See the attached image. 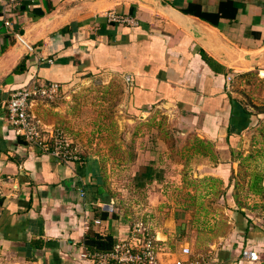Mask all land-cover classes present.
I'll return each instance as SVG.
<instances>
[{
	"label": "crops",
	"instance_id": "crops-1",
	"mask_svg": "<svg viewBox=\"0 0 264 264\" xmlns=\"http://www.w3.org/2000/svg\"><path fill=\"white\" fill-rule=\"evenodd\" d=\"M110 13L127 21L110 19ZM252 72L264 77V0H0V264H98L82 256L87 232L110 234L118 242L134 231L102 185L96 153L102 148L84 142L87 128L78 113L92 112V106L81 105V98L78 105L43 98L31 103L36 122L62 128L76 145L81 159L70 163L30 145L7 123L11 93L30 81L61 84L58 97L99 82L92 85L102 95L110 87V110L124 107L128 117L143 122L157 110L174 111L188 128L183 134L196 138L190 154L206 156L211 175L227 172L233 161L259 164L238 195L255 205L243 204L244 214L231 211L236 227L224 250L206 261L264 264V113L252 112L234 92L241 76ZM121 89L125 95H118ZM149 130L143 125V134ZM140 145L141 161L133 145L130 164L156 165L159 174L148 181H164L163 152ZM110 202L112 210L105 209ZM156 248L159 259L169 255L157 242ZM243 249L257 259L243 256ZM175 256L187 257L182 249Z\"/></svg>",
	"mask_w": 264,
	"mask_h": 264
},
{
	"label": "rangeland",
	"instance_id": "rangeland-1",
	"mask_svg": "<svg viewBox=\"0 0 264 264\" xmlns=\"http://www.w3.org/2000/svg\"><path fill=\"white\" fill-rule=\"evenodd\" d=\"M241 77V83L234 87L235 95L250 105L252 112L264 113V77L259 72ZM94 83L101 86L99 82H87L83 89L74 91L75 88H69L53 100H73L78 105L77 100L81 98V105L92 106V112L90 108L86 113H78L81 118L77 121L87 128L83 135L84 142L102 148L96 151L101 157L102 185L111 195H115L121 215L134 228L137 224L145 227L148 235L155 238L158 248L169 253L160 254L162 264L175 262L176 253L188 246L198 258L208 260L217 256L225 248V237L229 236L231 228L237 224L234 219L236 213L231 211L242 212L240 208L246 202L251 208L255 205L252 199L245 200L238 198V195L242 187L244 191L247 189L249 173L260 168V165L251 164L250 161H233L227 172L221 168L216 170L217 175L215 171V175H211L212 165L207 162V157L190 154L196 138L183 134L188 128L181 125L174 116V111L165 108L157 110L149 121L136 120L128 117L124 107L110 110V87L103 89L102 95L101 90L92 85ZM95 94L99 96L93 98ZM121 94L125 95V89H121L118 95ZM113 95L115 96L114 93ZM106 102L108 107L101 113L97 111ZM72 106L74 105L69 110L76 115L78 110H72ZM93 106H96V111ZM146 124L150 128L148 136L143 134V125ZM160 132L161 138L158 135ZM144 142L155 145V151L164 154L161 164L166 177L162 182L148 181L159 174L156 173V165L148 169L142 162L136 163L135 168L130 164L134 155L133 145L136 146L135 155L137 153L138 159L139 153H143L145 148L140 144ZM199 149L205 151L206 148L199 146ZM219 152L221 156L222 151ZM220 167L219 165L216 169ZM111 188L113 189L110 190ZM151 227L156 228L155 231ZM158 233L164 235L165 239H157ZM140 234L137 232V235ZM162 235L158 237L163 238Z\"/></svg>",
	"mask_w": 264,
	"mask_h": 264
},
{
	"label": "built area",
	"instance_id": "built-area-1",
	"mask_svg": "<svg viewBox=\"0 0 264 264\" xmlns=\"http://www.w3.org/2000/svg\"><path fill=\"white\" fill-rule=\"evenodd\" d=\"M109 17L113 20L127 21L112 13L109 14ZM5 24L8 25L9 22L6 21ZM17 38L28 50L32 49V46L18 34ZM60 90L61 84L58 83L40 84L36 81H30L11 93L6 104V120L16 133L30 145L39 148L43 153L56 158L59 162L70 163L79 161L81 157L66 131L58 126H41L30 112L33 100L37 98L53 100L58 97ZM103 207L112 210L113 202L105 203ZM136 226L131 234V239L115 242L110 252L86 251L82 253V256L91 257L98 264H107L110 260H115L121 264H161L157 255L155 238L148 235V230L145 227ZM137 232L141 234L137 235ZM182 252L187 257L176 260L174 264H209L204 258L193 256L187 247H183ZM241 254L249 260L257 259L256 253L248 249H243Z\"/></svg>",
	"mask_w": 264,
	"mask_h": 264
},
{
	"label": "trees",
	"instance_id": "trees-1",
	"mask_svg": "<svg viewBox=\"0 0 264 264\" xmlns=\"http://www.w3.org/2000/svg\"><path fill=\"white\" fill-rule=\"evenodd\" d=\"M233 131L230 128V132ZM84 245L88 252L107 253L113 249L115 240L110 234L101 235L98 232L89 231L84 237ZM107 264H121L115 260H110ZM133 264V263H130Z\"/></svg>",
	"mask_w": 264,
	"mask_h": 264
},
{
	"label": "water",
	"instance_id": "water-1",
	"mask_svg": "<svg viewBox=\"0 0 264 264\" xmlns=\"http://www.w3.org/2000/svg\"><path fill=\"white\" fill-rule=\"evenodd\" d=\"M168 11L170 12V10H168ZM171 12H172V11H171ZM173 12H176V11H173ZM175 19H176V18H175ZM191 30H192L195 34H196V33L198 34V30H196L194 26H191ZM195 34H194V35H195ZM195 36H196V35H195Z\"/></svg>",
	"mask_w": 264,
	"mask_h": 264
}]
</instances>
